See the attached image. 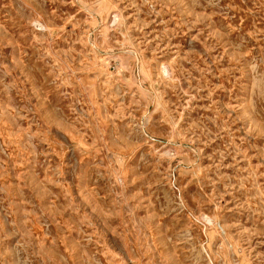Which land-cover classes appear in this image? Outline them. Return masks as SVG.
I'll use <instances>...</instances> for the list:
<instances>
[{"label": "rangeland", "instance_id": "374dc122", "mask_svg": "<svg viewBox=\"0 0 264 264\" xmlns=\"http://www.w3.org/2000/svg\"><path fill=\"white\" fill-rule=\"evenodd\" d=\"M0 264H264V0H0Z\"/></svg>", "mask_w": 264, "mask_h": 264}]
</instances>
